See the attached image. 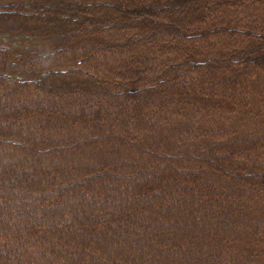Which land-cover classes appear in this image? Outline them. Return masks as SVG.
Wrapping results in <instances>:
<instances>
[{
    "label": "trees",
    "instance_id": "obj_1",
    "mask_svg": "<svg viewBox=\"0 0 264 264\" xmlns=\"http://www.w3.org/2000/svg\"><path fill=\"white\" fill-rule=\"evenodd\" d=\"M0 31L5 263L264 264V0H0Z\"/></svg>",
    "mask_w": 264,
    "mask_h": 264
},
{
    "label": "rangeland",
    "instance_id": "obj_2",
    "mask_svg": "<svg viewBox=\"0 0 264 264\" xmlns=\"http://www.w3.org/2000/svg\"><path fill=\"white\" fill-rule=\"evenodd\" d=\"M29 37H22V36H19V35H9V34H7L5 31H0V45H5L6 47L7 46H12V47H19L20 45H22L23 44V42H24V39H28ZM2 130H5L4 128H2L0 131H2ZM227 135H229V134H227ZM220 139H221V141H222V137H220ZM220 139H217V140H220ZM229 140V136L226 138V137H224V140L223 141H228ZM229 146V145H228ZM224 147H227V146H222V148H224ZM257 151H259V153H262V154H264V150H262V149H259L258 148V150ZM34 184V183H33ZM33 184H31V185H29L28 186V188H27V192H32V189H31V186L33 185ZM36 185H38L37 183H35ZM25 192V191H24ZM20 193V192H19ZM33 194V193H32ZM253 201H255V199H253ZM50 205H48V207H49ZM73 214H75V213H73ZM43 220V224L44 223H46V219H42ZM39 221H40V219L39 220H37V222H38V224H39ZM32 224H34V221L32 222ZM43 228H44V226H42ZM10 228V227H9ZM261 229H263V228H261ZM0 231H3V232H5V233H1L0 234V264H4L5 262H6V260L7 259H9L11 256L13 257V255H15V253L17 252V254H19L18 252L19 251H16L15 250V247L17 248V244L20 242V240H22L24 237H23V233H18V234H16L15 235V237H10V235L8 236L7 235V232L6 231H4L3 229H1ZM264 231V230H263ZM33 232H36V229H34V231ZM259 232H260V230H259ZM43 233H45V231L44 230H42V231H40V232H38L37 234H34L35 236L36 235H42ZM23 237V238H22ZM89 236L88 235H85L84 236V239H87ZM72 239V238H71ZM232 240H236V238H230V240L229 241H227V242H231ZM78 241V239H73L72 240V242H68L67 243V248L65 249L64 247H61L62 248V250L64 251V250H69L70 251V253L72 254V251H74V253L75 254H77V251L75 250V247H77V246H79V247H82L83 249H87V250H91L90 249V247H88L90 244H89V241L88 240H83L82 242H81V246L80 245H75L76 244V242ZM39 245H41V244H38V245H36V246H39ZM47 246V245H46ZM12 247V248H11ZM49 247V246H48ZM36 248V247H35ZM10 249H12V251H10ZM31 250H35V249H32V248H30ZM52 248H51V246L49 247V250H47L48 252L51 250ZM102 250H103V248L102 249H100V250H97L95 253L93 252V258L94 257H99V254L102 252ZM41 251V250H40ZM9 255H10V257H9ZM68 261V260H67ZM66 261V262H67ZM12 262V264H15V260H12L11 261ZM21 262H22V260H21ZM242 262L243 263H250V261H248V260H242ZM5 264H8V263H5Z\"/></svg>",
    "mask_w": 264,
    "mask_h": 264
}]
</instances>
